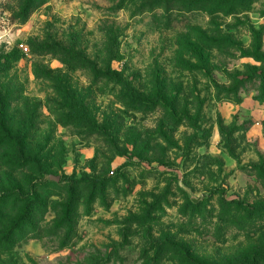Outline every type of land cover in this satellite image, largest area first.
<instances>
[{
  "label": "rangeland",
  "instance_id": "rangeland-1",
  "mask_svg": "<svg viewBox=\"0 0 264 264\" xmlns=\"http://www.w3.org/2000/svg\"><path fill=\"white\" fill-rule=\"evenodd\" d=\"M1 123L0 264H264V0H0Z\"/></svg>",
  "mask_w": 264,
  "mask_h": 264
},
{
  "label": "trees",
  "instance_id": "trees-1",
  "mask_svg": "<svg viewBox=\"0 0 264 264\" xmlns=\"http://www.w3.org/2000/svg\"><path fill=\"white\" fill-rule=\"evenodd\" d=\"M0 128L1 131L8 133V140L6 141V139H4L0 141L1 160H4V164L11 169L26 168L30 162V155H28L29 137L27 136V132H24L23 127H7L3 123L0 124ZM13 197H15V195H7L8 200ZM7 212L8 211H6V213ZM0 214H3L2 210Z\"/></svg>",
  "mask_w": 264,
  "mask_h": 264
},
{
  "label": "water",
  "instance_id": "water-1",
  "mask_svg": "<svg viewBox=\"0 0 264 264\" xmlns=\"http://www.w3.org/2000/svg\"><path fill=\"white\" fill-rule=\"evenodd\" d=\"M53 179L54 180H56V181H59V177H53ZM191 200L194 202V203H198V199L195 197V196H193V195H191Z\"/></svg>",
  "mask_w": 264,
  "mask_h": 264
}]
</instances>
